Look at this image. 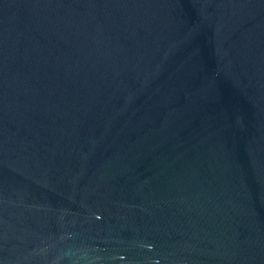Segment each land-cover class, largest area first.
Masks as SVG:
<instances>
[{"label":"water","instance_id":"obj_1","mask_svg":"<svg viewBox=\"0 0 264 264\" xmlns=\"http://www.w3.org/2000/svg\"><path fill=\"white\" fill-rule=\"evenodd\" d=\"M0 264H264V0H0Z\"/></svg>","mask_w":264,"mask_h":264}]
</instances>
